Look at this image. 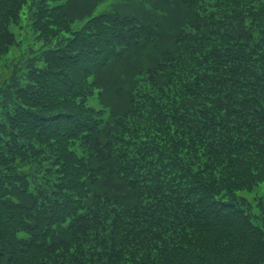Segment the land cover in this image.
I'll return each mask as SVG.
<instances>
[{"label": "trees", "instance_id": "trees-1", "mask_svg": "<svg viewBox=\"0 0 264 264\" xmlns=\"http://www.w3.org/2000/svg\"><path fill=\"white\" fill-rule=\"evenodd\" d=\"M101 2L0 0V264H264V0Z\"/></svg>", "mask_w": 264, "mask_h": 264}, {"label": "rangeland", "instance_id": "rangeland-1", "mask_svg": "<svg viewBox=\"0 0 264 264\" xmlns=\"http://www.w3.org/2000/svg\"><path fill=\"white\" fill-rule=\"evenodd\" d=\"M101 3L102 4L98 7L96 13L100 12L102 9H105V10L110 9V7L112 5V0H102ZM14 56H15V52L14 51L10 52V54H9L10 59L13 58ZM258 194H262V195L264 194V184L262 186H260V189L257 190L256 192L252 191L251 193H247V192L243 191L240 193L241 196L246 197L247 200L251 203L253 202L254 198L258 196ZM253 211H254L253 213H255L256 209L254 208Z\"/></svg>", "mask_w": 264, "mask_h": 264}]
</instances>
